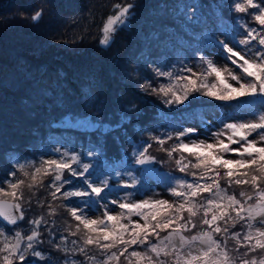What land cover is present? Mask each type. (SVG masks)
Instances as JSON below:
<instances>
[{
	"label": "snow or ice",
	"instance_id": "6c2138e0",
	"mask_svg": "<svg viewBox=\"0 0 264 264\" xmlns=\"http://www.w3.org/2000/svg\"><path fill=\"white\" fill-rule=\"evenodd\" d=\"M112 7L114 14L106 18L101 28V45L110 43L135 6L116 3ZM217 8L243 14L230 15L232 24L221 23L218 31L225 39H217L215 32L204 38L206 45L222 52L226 63L218 66L197 48L200 55L195 67L199 71H194L187 62L179 73L157 67L155 77H164L170 82L157 87L145 78L140 92L163 97L165 105L182 104L193 94L223 102L259 97V102L264 104V0H228ZM42 15L43 11L37 10L31 19L38 21ZM247 17L258 27L245 22ZM133 110L135 105L128 109ZM249 114L253 119L224 123L222 129L212 133V143L186 141L185 138L198 131L192 127L149 136V140L174 161L176 170L184 174L183 177L164 174L168 192L175 198L173 202L151 197L132 200V192H124L119 199L110 198L119 196L121 189L140 192L137 187L140 182L130 170H117V166L108 163L101 170L91 161L84 162L82 156L98 157L93 150L77 153L55 148L53 151L59 158L42 159L38 165L32 161H17L15 171H9L0 180V221L12 226L23 221L24 205L28 203L25 189L35 196L34 189L45 187L44 180L50 177L47 188L53 201L81 198L70 205L48 204L49 216L57 215V209L63 207L77 222L65 228L69 236L78 237L71 241V248L66 246L64 236L60 237L64 247L53 244L65 253L64 264H120L121 259L125 264H264V230L255 226L264 225V112ZM253 136L255 138L250 139ZM168 141L173 143L164 147ZM152 146L148 142L134 146L135 165L156 161V157L149 154ZM229 154L238 158H226ZM125 173L130 180L124 179ZM188 176L192 179H186ZM221 180H225L229 188L250 186L252 192L241 190L237 198L221 187ZM74 181L80 186L64 190L65 185H73ZM204 193L209 195L204 197ZM109 205L120 211L114 213ZM100 209H103L102 216L91 218L90 213ZM197 219L201 230L185 235L197 227ZM241 222L245 231H230ZM28 223L32 228L27 235L21 231L9 235V231L0 226V264H27L29 256L45 259L37 247L42 244L40 226L48 224V220L38 217ZM229 240L235 242L232 248L228 247ZM242 248L246 250L241 252ZM77 255L84 260L74 259Z\"/></svg>",
	"mask_w": 264,
	"mask_h": 264
},
{
	"label": "trees",
	"instance_id": "16d2710c",
	"mask_svg": "<svg viewBox=\"0 0 264 264\" xmlns=\"http://www.w3.org/2000/svg\"><path fill=\"white\" fill-rule=\"evenodd\" d=\"M227 2L0 0V180L9 171H15L17 161L38 165L42 159H49L43 152L60 148L57 143L77 153L93 150L98 157L82 156L84 162L91 161L101 170L105 163L117 166V170H130L137 180L146 174L157 181L164 179V174L183 177L174 161L149 136L187 128L186 122L204 106H236L239 101L223 102L193 94L182 104L165 105L163 97L139 89L145 78L157 87L169 83L167 78L155 77L154 70L159 67L162 71L179 73L184 62L190 66L189 57L198 62L197 48L207 57L205 50L211 45L205 44V36L211 35L213 27L218 29L222 22L232 24L230 15H243L217 8ZM116 3H132L135 7L110 43L101 45V28L106 18L114 14L112 6ZM37 10H42L43 15L33 21L31 16ZM245 22L257 26L251 17ZM132 105L135 110L128 111ZM143 142L153 144L149 154L156 161L135 165L133 148ZM172 143L168 141L164 147ZM50 179L44 180L45 187L34 189L35 196L25 189L28 203L24 205L23 221L16 226L0 221L9 235L15 231L27 235L32 228L29 220L38 217L48 220V224L40 226L42 244L37 247L45 259L29 256L27 264H64L65 253L53 244H61L60 237L64 236L66 246L71 248V241L78 239L65 231L68 225L77 222L63 207L57 209V215L49 216L48 204L70 205L81 198L53 201L47 188ZM220 183L237 198L241 190L252 192L247 185L229 188L225 180ZM79 186L74 181L73 185H65L64 190ZM137 187L143 190L144 184L140 182ZM41 200L43 204L38 203ZM184 215L187 217V213ZM200 230L197 219V227L185 235ZM245 230L243 222L230 229ZM234 243L229 240L228 247L232 248ZM73 258L84 260L80 255ZM120 264H125L123 259Z\"/></svg>",
	"mask_w": 264,
	"mask_h": 264
},
{
	"label": "rangeland",
	"instance_id": "374dc122",
	"mask_svg": "<svg viewBox=\"0 0 264 264\" xmlns=\"http://www.w3.org/2000/svg\"><path fill=\"white\" fill-rule=\"evenodd\" d=\"M214 32L216 33L217 39H225L223 35H221L217 29V27H213ZM207 58L214 60L218 66H223L226 61L223 58L222 52L218 51L214 46H211L207 50H205ZM188 63H190V66L193 67L194 71H198L199 68L195 67V65L198 63L195 60H193L192 57L188 58ZM238 104L236 106H222V107H210V106H204L203 108H199L198 111L194 114V117L189 119L186 122L187 127H192L198 129V131L191 136L185 138L187 141L188 139H195V140H206L209 143L214 142V139L212 137V133L219 131L223 128L224 123H231V122H244L253 119V116L250 115V112L259 114L260 112H264V104H261L259 97H242L238 100ZM244 101H248L249 103L245 104ZM255 138V136L250 137ZM227 142V141H226ZM58 146L65 150L64 144L57 143ZM232 147H237L236 145H233ZM67 150V149H66ZM69 151V150H67ZM73 152V151H69ZM43 155L46 157H57L59 158L58 154H55L53 150H46L43 152ZM226 158L236 159L235 155H227ZM133 175V173H132ZM125 180H130V178L125 173L124 175ZM139 182L144 184L143 190L140 189V192L137 193L135 189L128 190V189H121L119 196H113L112 198H122L124 192H132L133 195L131 197L132 200H141L146 198H154V199H165L169 202H173L175 200L174 197H172L168 189L165 185L164 179L161 181L155 180L151 176H147V174L140 180ZM139 188V187H138ZM253 203L255 201H252ZM109 209L112 210L114 213H118L120 209L114 205H109ZM103 209H100L99 211L93 210L90 213L91 218H96L97 216H102ZM134 220H139L138 217H133ZM140 223H143V221H140ZM256 227H260L262 230H264V225H260L257 223L255 225Z\"/></svg>",
	"mask_w": 264,
	"mask_h": 264
},
{
	"label": "water",
	"instance_id": "95a60500",
	"mask_svg": "<svg viewBox=\"0 0 264 264\" xmlns=\"http://www.w3.org/2000/svg\"><path fill=\"white\" fill-rule=\"evenodd\" d=\"M1 222H3V221H1ZM4 223V222H3Z\"/></svg>",
	"mask_w": 264,
	"mask_h": 264
}]
</instances>
